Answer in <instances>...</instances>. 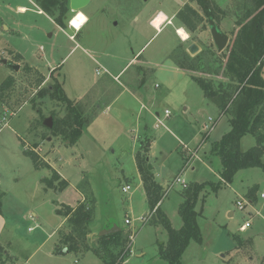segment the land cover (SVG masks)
Returning <instances> with one entry per match:
<instances>
[{"label":"rangeland","instance_id":"1","mask_svg":"<svg viewBox=\"0 0 264 264\" xmlns=\"http://www.w3.org/2000/svg\"><path fill=\"white\" fill-rule=\"evenodd\" d=\"M215 2L225 11L219 27L229 36L228 49L240 29L237 21L254 14L257 5L255 0ZM185 4L203 15L194 0H91L82 10L90 22L75 33L73 28L62 32L47 14L38 12L32 0H0V86L9 77L16 80L11 91L0 94V118L6 114L9 124L0 131V245L7 254L0 264H105L93 251L55 252L58 232L70 229L58 209L76 206V192L93 201L91 208L90 201L84 203L91 209L90 230L95 234L88 236V244L98 245L102 228L111 221L128 230L127 236L134 235L124 264H168L161 246L169 236L156 223L157 214L151 216L135 163L137 140L132 137L138 139L144 133L154 138L148 160L156 181L166 190L171 186L160 206L174 229L183 226L179 213L183 190L191 184L204 185L197 204L202 242L190 243L182 264H264V171L244 169L232 183L222 182V163L213 149L230 131V116L171 60L181 47L191 57H201V62L194 63L198 71H189L191 75L215 85L227 83L223 67L228 52L224 50L225 56L218 52L207 18L193 34L183 27L176 14ZM19 7L26 10L21 12ZM160 11L171 23L160 28L166 18L160 13L154 21L160 28L156 30L150 22ZM74 15L70 11L68 16ZM177 28L185 29L189 40H182ZM74 33L72 41L69 36ZM192 44L198 47L196 55L188 51ZM137 53L136 61L115 82L112 76ZM14 63H20L19 71ZM27 66L38 70L29 71ZM54 84L63 85L71 99L97 101L103 108L120 94L118 85L129 84L144 105L142 123L132 127L140 106L128 94L121 95L108 114L98 112L87 132L70 145L44 124L52 113L57 119H68L63 102L41 95ZM156 113L163 126L156 127ZM255 143L253 136L246 135L240 149L245 152ZM26 150L70 180V191L61 196L55 189H46L43 180L49 173L35 170ZM183 155L189 160L185 168ZM127 181L132 190L124 194ZM251 188H256L252 198L247 196ZM240 199L252 200L253 206L240 210ZM127 217L131 225H126ZM143 217L149 219L145 224ZM247 221L250 227L241 231Z\"/></svg>","mask_w":264,"mask_h":264},{"label":"trees","instance_id":"2","mask_svg":"<svg viewBox=\"0 0 264 264\" xmlns=\"http://www.w3.org/2000/svg\"><path fill=\"white\" fill-rule=\"evenodd\" d=\"M45 14L50 16L57 26L67 30L71 18L70 0H33ZM198 3L203 15L189 4H185L177 13L176 18L191 34L197 32L204 18L207 21L212 18L218 24L224 18L225 11L215 0H194ZM256 12L247 13L242 22L237 21L240 29L236 33L232 45L221 53L226 55L224 71L227 83L215 85L202 77L191 75L203 90L206 97H219L223 101L222 112L229 115L231 130L214 144V154L219 156L222 163L220 177L224 183H232L235 175L244 169L261 168L264 171V76L262 64L264 63V0H255ZM175 64L185 71H198L195 62H201V57H191L187 52L181 51V47L174 53ZM224 64V63H223ZM222 67V65L220 66ZM29 71H37L27 66ZM16 80L9 77L1 86L0 94L11 91ZM41 95L50 96L51 100L63 102L68 109V119H57L52 113L54 121L51 133L62 137L70 145L76 144L83 135L84 121L82 114L75 103L70 100L63 85L54 84L41 91ZM251 135L256 139V145L242 152L240 141ZM206 137L203 143H206ZM146 141V142H145ZM153 139L146 137L141 143L136 155L137 166L141 175L148 204L154 214H157L156 223H160L167 230L169 240L162 244L161 254L168 264H182V257L192 241L202 242L200 228L198 226L197 204L203 191V184H191L182 192L184 198L179 213L183 226L180 230L173 228L171 222L161 211V202L166 195V190L156 181L154 173L149 170V152ZM26 156L32 160L35 169H49L51 175L44 179L46 189L62 191L67 183L62 181L58 173L50 168L48 163L41 161L34 151H25ZM185 165L189 160L184 157ZM256 188L249 189L248 197L255 196ZM1 213V205H0ZM58 214L67 219L69 232H58L55 252L60 254L63 249L69 253H83L93 251L105 264H124L131 252L130 235L125 230L110 235L99 237L98 245H90L87 242L90 235V223L92 221L91 209L84 204L75 209L63 206L58 209ZM236 238V237H235ZM0 245V261L5 262L7 254Z\"/></svg>","mask_w":264,"mask_h":264},{"label":"crops","instance_id":"3","mask_svg":"<svg viewBox=\"0 0 264 264\" xmlns=\"http://www.w3.org/2000/svg\"><path fill=\"white\" fill-rule=\"evenodd\" d=\"M33 1V0H32ZM33 3H34V5H35V7H37V10H38V12L39 13H44L42 10H40V8L35 4V2L33 1ZM19 10L21 11V12H24L25 10H26V8L25 7H19ZM23 10V11H22ZM158 13H163V12H158ZM178 13V12H177ZM85 14V13H84ZM164 14V13H163ZM86 15V14H85ZM165 15V14H164ZM177 15V14H176ZM87 16V15H86ZM53 22H54V20L50 17V16H48ZM165 17L169 20V19H171V18H168L166 15H165ZM153 20V19H152ZM151 20V21H152ZM90 21H89V19H88V22L86 23V24H88ZM55 23V22H54ZM151 23V22H150ZM171 23V21L169 22L168 21V23H166V24H170ZM56 24V23H55ZM85 24V25H86ZM166 24H164V25H166ZM57 26V25H56ZM62 32H66V31H69L72 27H69V29H67V30H63L62 28H60L59 26H57ZM161 27V26H160ZM82 29H83V27H82ZM82 29L80 30V31H82ZM178 29L179 28H177L176 29V31H177V33H178ZM76 31V30H75ZM77 32H79V31H76L75 33H77ZM75 33L74 34H72V35H70L69 36V38H70V40H72V41H75L76 39H75ZM181 37V36H180ZM182 39V38H181ZM182 40H184V39H182ZM189 40V39H188ZM77 46H79L78 44H77ZM140 53V52H139ZM139 53H137L134 57H132L130 60H129V62L126 64V66L124 67V68H122L116 75H113L112 76V79L116 82L117 80H119V77L121 76V74L123 73V71L131 64V63H133L134 61H136V58H137V56L139 55ZM174 54L172 55V62L174 63V65H175V67H176V69L177 70H181V71H184V72H186L188 75H190L191 76V72H189V71H185V70H182V69H180L176 64H175V61H174ZM21 58H22V56H21ZM15 64V63H14ZM17 64H20V63H16L15 65H17ZM22 67V66H21ZM30 67V66H29ZM30 68H32V69H36V68H33V67H30ZM57 69H60L59 67H56ZM55 68V69H56ZM55 69H52V70H55ZM36 70H38V69H36ZM105 70V69H104ZM98 71V70H97ZM105 72H107L106 70H105ZM119 87H120V94H118L117 95V98H116V100H111V102H107V103H105V105H103L104 106V108L102 107V106H100L99 105V102H97V101H95V102H93V103H87V102H85V103H82V100H80V99H77V98H74V99H71V98H69L68 96V98L70 99V100H72L74 103H75V105L77 106V108H78V110L80 111V113L82 114V117H83V121H84V130H83V134L84 133H86L87 132V126H88V123L90 122H92V119L93 118H95L96 116H97V114H98V112H102V113H105V114H108V112L109 111H111L112 109H113V105H115L117 102H118V100L120 99V96L121 95H126V94H128L129 95V97L133 100V102H135V104H138L139 106H140V109H139V111H138V113H137V117H136V119H135V121H133L132 122V127H136V128H138V126L142 123V121H141V114H142V110L141 109H143V107H144V105L138 100V98L136 97V95L132 92L133 90H131V88H130V85L129 84H121V85H118ZM63 88H64V86H63ZM64 91H65V93H66V90H65V88H64ZM66 95H67V93H66ZM207 98V97H206ZM91 115V116H87V115ZM158 118H160V116H159V114L158 113H156V126H157V119ZM231 130V129H230ZM131 132H133L132 130H130ZM130 131H129V133H130ZM228 133V132H227ZM226 133V134H227ZM132 134V133H131ZM225 134V135H226ZM124 135V134H123ZM125 135H127V134H125ZM83 136V135H82ZM224 136V135H223ZM129 137V136H128ZM146 137H150V138H152L153 139V141H152V143H151V147H152V145H153V142H154V138L151 136V135H149V134H147V133H144L143 135H141V136H139V138L137 139V136H133L132 137V139L133 140H137V142H136V151H135V163H136V168H137V171H138V173H139V176H140V180H141V182H142V179H141V175H140V172H139V169H138V166H137V160H136V155H137V153H138V150H139V148H140V143L146 138ZM256 140V139H255ZM206 141H207V138H206ZM255 145H256V143H255ZM254 145V146H255ZM253 146V147H254ZM150 150H151V148H150ZM150 153V152H149ZM184 160V159H183ZM47 163H48V165L50 166V168L52 169V170H54V171H56L57 173H58V175L60 176V178H61V180L62 181H65L68 185H69V182L68 181H70V180H67L66 178H65V176L63 175V174H61L57 169H55L54 168V166L53 165H50V163L47 161ZM34 167V166H33ZM35 169V168H34ZM35 170H37V169H35ZM48 173H49V176H46V177H44V179H46V178H49L50 177V175H51V170H49V169H45ZM142 184H143V182H142ZM67 185V187L65 188V189H63L62 191H59V195H61V196H64L65 194H67L68 193V191H70V187ZM126 185H130V183L127 181L126 182ZM126 185H123V187L124 186H126ZM131 186V185H130ZM162 186V185H161ZM163 187V186H162ZM143 188H144V186H143ZM163 189L164 190H166L164 187H163ZM131 190H132V188H131ZM130 190V191H131ZM123 191V190H122ZM129 191V192H130ZM145 191V190H144ZM76 192V191H75ZM128 192V193H129ZM124 193V192H123ZM128 193H124V194H128ZM145 194H146V192H145ZM78 195V199H77V202H78V204L76 205V206H72L71 208H73V209H75L78 205H80V204H84L87 200L88 201H90V203H89V205H90V208L92 207V203H93V201L91 200V198H89V197H87V196H85L84 194H82V193H77L76 192V196ZM146 198H147V196H146ZM252 201V200H251ZM147 202H148V200H147ZM63 206H66V205H61V207H63ZM69 207V206H68ZM255 212H256V214H259L258 213V211H256V210H254ZM253 211V212H254ZM230 215H232V213H230ZM63 217V216H62ZM128 218V217H127ZM130 218V217H129ZM64 221L65 222H67V219L64 217ZM126 222V221H125ZM107 225H105L102 229H103V231L104 230H107V229H111V228H113L114 226H116L115 225V223L114 222H108V223H106ZM121 230V229H120ZM128 230H126V232H127ZM90 232H91V230H90ZM90 236H92V237H94L95 236V234H92V233H90ZM56 244V243H55ZM56 246V245H55ZM56 248V247H55ZM132 251V250H131Z\"/></svg>","mask_w":264,"mask_h":264},{"label":"water","instance_id":"4","mask_svg":"<svg viewBox=\"0 0 264 264\" xmlns=\"http://www.w3.org/2000/svg\"><path fill=\"white\" fill-rule=\"evenodd\" d=\"M91 3V0H70V11L73 13H77L79 11L84 10L85 8H87ZM209 22V27H210V31H211V35L214 41V44L217 47V50L219 53H222L228 46L229 43V36L227 34H225L220 27L218 26V24L214 21V19L210 18L208 20ZM189 53L191 55H196L198 52V47L196 44H192L189 49H188ZM4 63H7L6 61H4ZM15 71H19L20 70V66L19 65H15L13 66ZM207 99H209L212 103H214L215 105H217L219 108H222L223 106V101L219 98V97H207ZM45 126L48 127L49 129H53L54 126V121L53 118L50 117L48 119L45 120ZM49 141L52 140V138L48 139ZM152 166L149 165V170H152ZM232 216V215H230ZM120 228L118 226H114L111 229H107L102 231V233L99 235V237H104V236H110V235H114L118 232H120ZM61 253H65L68 254L69 250L68 249H63L61 251Z\"/></svg>","mask_w":264,"mask_h":264},{"label":"built area","instance_id":"5","mask_svg":"<svg viewBox=\"0 0 264 264\" xmlns=\"http://www.w3.org/2000/svg\"><path fill=\"white\" fill-rule=\"evenodd\" d=\"M157 16H158V15H157ZM157 16H155V17L153 18V20L151 21V24L155 27L156 30H159L164 24L168 23L169 20L166 18V21L161 25L160 28H158V27H156V26L154 25V21H155V19L157 18ZM97 73L99 74L100 72L98 71ZM168 117H170V113H169V111H166V112H165V118H168ZM163 125H164L163 121H162L160 118H158V119H157V126H156V127L163 126ZM8 126H9V124H8V121H7V116H6V114H5L4 116H2V118H0V131L3 130V129H5V128L8 127ZM213 126H214V124L212 125V127L210 128V130L213 128ZM207 128H208V127H207ZM176 181L180 182V179H177ZM182 184H183L184 188L187 187V184H186L185 182H182ZM131 188H132V187H131L130 185H126V186L122 187V190H123L124 193H128V192L131 190ZM170 188H171V186H169L168 189L166 190V195H167V193L170 191ZM262 198H264V194H262ZM159 205H160V204H159ZM237 205H238V208H239L240 210H244L245 207L248 206V205L253 206L252 201L247 202V201H245L244 199H242V200H241V199L238 200ZM153 213H155V210L153 211ZM153 213H151V216L153 215ZM148 220H149V219H147V218H145V217H143V218L141 219V221H142L144 224L147 223ZM125 223H126V225H131L132 220H131L130 218H127ZM249 227H250V222L247 221L244 225H242V227L240 228V230H241V231H245V230H246L247 228H249ZM133 239H134V235L131 234V235H130L131 243H133ZM74 264H77V262H75Z\"/></svg>","mask_w":264,"mask_h":264},{"label":"bare ground","instance_id":"6","mask_svg":"<svg viewBox=\"0 0 264 264\" xmlns=\"http://www.w3.org/2000/svg\"><path fill=\"white\" fill-rule=\"evenodd\" d=\"M159 15H160V13L158 14V16ZM73 21H75V23H73ZM165 21H166V18H165ZM87 22H88V17L84 14L83 11H79V12L75 13V15L73 16V18L71 19L70 26L74 30L80 31L82 29V27H84ZM178 35H180L181 38L184 39V40H188L189 39L188 33L183 28H179L178 29Z\"/></svg>","mask_w":264,"mask_h":264},{"label":"snow or ice","instance_id":"7","mask_svg":"<svg viewBox=\"0 0 264 264\" xmlns=\"http://www.w3.org/2000/svg\"><path fill=\"white\" fill-rule=\"evenodd\" d=\"M73 23H75V21H73Z\"/></svg>","mask_w":264,"mask_h":264}]
</instances>
